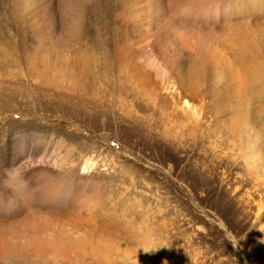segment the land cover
Masks as SVG:
<instances>
[{
  "label": "rangeland",
  "instance_id": "obj_1",
  "mask_svg": "<svg viewBox=\"0 0 264 264\" xmlns=\"http://www.w3.org/2000/svg\"><path fill=\"white\" fill-rule=\"evenodd\" d=\"M151 1L139 0L145 6L139 9L125 5L124 17L114 5L117 15L109 20L117 25L125 20L129 38L125 35L120 44L107 35L100 41L102 46L93 40V31L86 39H51L44 25L31 24L18 0H0V29L7 34L0 37V149L40 153L42 161L36 165L58 156L57 168L62 164L68 170L87 158L94 173L97 168L101 171L83 182L84 189L73 182L74 193L60 194L47 212L33 210L31 264H264V231L260 230L264 227V80L238 92L210 78V70L205 74L207 84L197 85L196 93L183 90L175 74L155 64L156 54L164 61L176 59L172 62L186 72L197 51L185 43V35L202 28L198 24L203 21L190 29L196 10L187 8L191 17L179 16L180 5L169 13L159 11L163 15L157 26L159 36L134 31V17L150 20ZM240 2V12L230 14L231 18L238 15L233 18L238 25L250 23L241 13L249 3ZM154 6L158 8V0ZM35 26L40 29L36 36L31 35ZM84 27L92 30L93 22H85ZM263 35L257 34L261 47ZM217 37L215 41L223 45L214 46L211 60L227 50L226 36ZM113 47L125 52L114 50L117 57ZM233 54L239 52L227 53L224 63L222 58L214 61L223 68L225 79L226 61ZM50 63L60 70L63 66L69 77L50 70ZM70 63L79 65L81 72ZM222 86L227 99L222 97ZM239 117L245 122L234 121ZM39 138L58 145L61 159L51 145L38 149ZM22 156L15 159L20 170L17 186L38 176ZM6 163L7 157L0 153V168ZM66 180L58 182L63 186ZM39 181L48 187L57 179L47 174ZM48 196L55 199L53 193ZM77 231L86 237L88 247H72L69 240ZM55 239L62 242L60 250L37 247L38 241ZM15 240L20 253L23 239L18 234ZM144 247L158 250L146 253Z\"/></svg>",
  "mask_w": 264,
  "mask_h": 264
},
{
  "label": "bare ground",
  "instance_id": "obj_2",
  "mask_svg": "<svg viewBox=\"0 0 264 264\" xmlns=\"http://www.w3.org/2000/svg\"><path fill=\"white\" fill-rule=\"evenodd\" d=\"M18 1L22 5V9L24 11H28L27 14H28V18L29 19L31 18V22H32L31 24L35 23V24H37V25L39 24L41 26L44 25L45 26V27H43L45 29L44 33L49 38L56 39V40H62V41L64 39L71 38V37H73V38L76 37V39L77 38L86 39V38L90 37L91 31H93L92 32L93 33V40L97 41L98 44L101 43L104 40L105 36H107V35H109L110 37H114L116 40H118V43L120 42V44H121L125 41V37L129 33L128 32L126 34V31L128 29L125 31V29L127 28V25H128L125 20H120L119 25H117V22L115 23L114 19H113L114 22L109 20V18H111L116 12L114 5H116L117 8L119 7V11H120L119 14L122 15L123 17L126 13V12L123 13L124 12L123 10H125L126 8L132 9V6H133V9H136V8L139 9V8L145 7L139 3V0H120L119 2H116L117 4H114V5L111 2L112 0H18ZM158 1H159L158 8H155L154 0H152L151 3L148 4L150 17H151L148 22L144 21L143 19H141L139 17L133 18L132 21L135 24L134 28H133L134 31H136V32L137 31L138 32L144 31L143 33H146L148 30L149 32L152 31V34H154V35L157 34L159 36V34H161L160 33L161 28L158 29L159 27L157 28V26H158V23L160 21L159 16H163V15H160V13H159V11L161 12L162 10L167 11V13H169L168 11L181 8L179 16L190 15V14H188L187 8L192 9V10H196V12L193 15V16H195V18L194 19L192 18V21L189 22L190 26H191L190 29H192V27H195L198 24L197 22H200V20L203 21V22H200V24H198L199 26L201 25L202 28L196 27L197 28L196 31H194V29L191 30L192 31L191 36L185 35L187 41L185 40V37H183L185 40V43L188 46L190 45L192 47L191 48L192 50L195 49L197 51L194 55L195 58L193 59V62L188 66L186 72H183V70L181 69V67L177 63L172 62L174 59L173 60L170 59L171 61H164L162 59V57H160L156 54L157 58H156L155 64L159 68L162 67L163 69L164 68L168 69L171 73L175 74L178 77V83L184 87L183 90H185V91L191 90V92L192 91L195 92L194 89H196L197 85H201L203 83H206L205 81H206V78L208 75H205V74L207 71H210V70H211L210 76H212L210 78H213V80H215L216 82H218L219 80H222L223 83L226 85V87L232 86L233 90L234 91L237 90L238 92L239 91L244 92L245 88L249 84H254L256 82H260V81L264 80V47H261L259 40H258V37H257V34H259V35L264 34V3H261L260 0H158ZM240 1L248 2L249 3L248 5L251 7V8L247 7L246 12H243V11L241 12V13L245 14V16L248 18L247 21L249 20L250 23H243L242 22L241 25H238L239 24L238 20L233 21V18H238L239 16L234 15L231 18L232 15H230V14H234V13L238 14V12H240L237 9V4ZM185 2H187L186 5H185ZM257 2H259V3H257ZM85 3L87 4L86 6H85ZM240 3H239V5H240ZM14 5H15V9H17V6H16L17 3ZM125 5H126V8H124ZM180 5L182 7H180ZM221 7H223V8H221ZM13 11L15 14V10H13ZM177 12H179V10ZM116 15H117V13L114 16L116 17ZM190 17H191V15H190ZM172 18H174V17H172ZM184 19L186 20V17ZM182 21H183V19H182ZM85 22L86 23L93 22V29L88 30V28L84 27ZM253 23H255L257 25H255ZM167 24L169 26L170 23H167ZM182 24H183V22H182ZM112 27H114V29H112L113 34L111 35L109 30H111ZM154 28H156V30ZM32 29L33 30L31 31V35H34V34H35L34 36L38 35L37 31L40 30L39 26H35V28H32ZM165 29H163V31ZM188 31L190 32V30H188ZM186 33H187V31H186ZM178 34H181V32H178ZM138 35L140 36L139 33H138ZM3 36L6 37L7 34H5L0 29V37H3ZM130 36H132V34H130ZM217 36H226L227 39H226V43H225V46H226L225 49H227V50L223 51V49H222V51L218 54V56H219L218 59L213 58V60H211V57L214 55V51H213L215 49L214 46L215 45L217 46L218 43H222V45H223V42H221V40L218 43L215 41V37H217ZM167 37H168V35H167ZM263 37H264V35H263ZM127 38H129V35L127 36ZM138 38H140V37H138ZM143 38H144V34H143ZM161 38H163V37H161ZM161 38L158 40L160 41ZM177 38H178V36H177ZM181 38L182 37H180V39ZM180 39H179V41H180ZM39 40H38V42H39ZM49 40H47V41H49ZM155 40H156V38H155ZM155 40H154V42L156 43V41H158V40H156V41ZM171 40H173V38ZM150 41H152V39H150ZM167 41H169L168 38H167ZM51 42H54V41L52 40ZM51 42H50V44H51ZM82 42H84V41H82ZM172 42L176 43L174 40ZM54 43H55V45H57L56 41ZM54 43H52L53 45H51V46H55ZM59 43H61V42H59ZM79 43H81V42H79ZM113 43H115V42H113ZM140 43L141 42H139L138 45H140ZM166 43H168V42H166ZM177 43H178V40H177ZM93 44H95V43H93ZM145 44L146 43H144V45L142 44L141 48L145 47ZM169 44L166 47H168ZM180 44H181V42H180ZM65 45H67V44H64V46ZM147 45L149 46L150 44H147ZM151 45H152V43H151ZM102 46H103V44H102ZM119 46H120V48H121V46L125 47L123 45H119ZM105 47L106 46H104V48ZM218 47H219V45H218ZM56 48H58V50H59L60 47H56ZM63 48H65V47H63ZM116 48H118V47H116ZM120 48L114 49V47H113L111 49H113L112 51L114 54H117V53L119 54V52H122V51L125 52L124 51L125 48H122L123 50ZM98 49H100V48H98ZM108 49H106V50H108ZM161 49H162V47H161ZM114 50L117 53L114 52ZM39 51H41V50H39ZM231 51L239 52V54H233L231 56V60L227 58L226 65H225L226 70L224 72V75L227 74V79H225V78H223V68L218 67L219 65H217V63H215L214 61H218L220 58H222L221 63H224L225 58H226V54L230 53ZM71 52H72V50H71ZM164 52H167V50ZM164 52H163V54H164ZM247 52H250V54H251L250 57L247 56ZM39 53H41V52H39ZM127 53H129V52H127ZM118 54L116 55L117 57H118ZM101 55H102V53H101ZM103 56H104V54H103ZM61 61H62V59H61ZM121 62H123V60ZM206 64H207V70H206V66H205ZM234 64H236L237 67ZM49 65H50V67H49L50 70L54 71L57 74L64 75L63 77H65V75H66L65 71L66 70L63 66L61 67V69L64 72L62 70H60V66L58 67L54 63H50ZM65 65H66V63H65ZM71 65L74 66L75 64L74 65L71 64ZM209 65H213V67H214V65H216L217 69L216 68L210 69ZM78 66H76L77 68L76 67H74V68L78 69V71L81 72L80 69L78 68ZM66 68H68V67H66ZM71 70H73V72H75V73L77 72V70L74 71L73 67L71 68ZM159 70H158V72H159ZM42 72L43 71L41 70V73ZM79 72L77 74L78 76H79ZM162 72L164 73L163 70H162ZM75 73H72L71 75L74 74L77 77L76 78V81H77L78 76ZM166 73H167V71H166ZM49 74H50V72H49ZM167 75H168V73H167ZM55 76H57V75H55ZM63 77L62 78L58 77V78L60 80V79H63ZM80 77H82V76H79V78ZM53 79H54V77H53ZM49 80H51V79H49ZM49 80H47V81L49 82ZM73 80L75 81V79H73ZM165 80H167V79H165ZM58 82H60V81H58ZM169 82H171V81H169ZM192 84H194V86ZM195 84H196V86H195ZM43 85H46V84H43ZM65 85L66 84H64L63 86H65ZM48 86H50L49 83H48ZM56 88H59V87H56ZM69 88H70V86H69ZM65 90L67 91L66 88H65ZM213 90L217 91L216 88ZM224 90H225V88L223 87V91ZM199 91L200 90L198 89L197 92L199 93ZM226 91H224L223 96H222L224 98L226 97V96H224ZM195 93H193V95ZM216 93H218V91ZM79 95H80V93H79ZM225 99H227V98H225ZM187 105L188 104H186V106ZM189 105H190V103H189ZM234 121L237 123H244L245 119L239 117V118H236ZM19 144L22 147L21 141H19ZM35 144L37 145V148L41 149V150H45L47 148V146H49V145L58 149L60 152L59 158L61 159V148L58 145H55L54 143H52L50 140H44V139L39 138V141H36ZM0 153L4 154L7 157V162H8V164L6 163V165H4L3 168H0V264H31V255L30 254H31V249L33 247L32 230H34V226H33L34 212H33V210H39L42 212H47L49 210V207L52 204V201L53 200L58 201V199L60 198V196H59L60 194H62V193H74L75 188H74L73 182L75 184L80 183L82 185V187H80V188L84 189V187L86 185L83 182H85V180L91 181L93 179V175L95 177H97L98 173H100L101 171H100V169L97 168V170L94 173L95 167L93 166V163H91L92 160L90 161L87 158L84 159L83 161H81V163H79L78 166H74L72 168V170H68V168H64L62 166V164L61 165L59 164V168H57L58 167V165H57L58 156L52 157V159H50L49 162L47 163L48 165L47 164L36 165L35 163H40V161H42V156L40 153H34L30 150L23 151L22 148H20L18 152H15V151L14 152L13 151L6 152V151H2L0 149ZM12 153H13V155H12ZM19 154H23L22 160H29L30 161V165H26V167L29 169L36 170L35 173L38 174V176L36 178H33V179L29 178V180L26 181L25 184H23L21 186L16 185V181H17L16 174L20 173V170H19V167L15 163V159H17V156ZM35 167H36V169H35ZM47 174L52 175L55 180L57 179V181L55 183L49 182V186L45 187L44 182L39 181V180H41ZM56 174H59V175L57 176ZM63 177L67 178V180H66L67 183L65 185L61 186L62 184L60 185L58 180H59V178H63ZM22 179H23V181H25L23 176H22ZM50 193H53V197L55 199L49 198L48 194H50ZM18 194H20V196H21L20 200L17 198ZM16 202L17 203L19 202V203L17 204ZM20 203H21V206H20ZM16 204H17V206H16ZM25 206L27 209L24 208ZM18 207L21 210V212H20L22 214L21 216L18 215V210H17ZM30 209H32V211H30ZM18 234L23 239V248H22L20 253H18L17 243L15 240L16 236ZM75 234H76V236L69 240V242L72 244V247L75 250H78L82 247H88L89 244L87 243V241L85 239L86 237L80 236L78 234V231ZM90 244H92V242H90ZM37 247L42 248L44 250H51V251L53 249L60 250L59 248H62V242L59 239H55V240H51V241H44L43 243L38 241ZM76 254L79 255V251H77ZM18 258H21L19 262L17 261Z\"/></svg>",
  "mask_w": 264,
  "mask_h": 264
},
{
  "label": "clouds",
  "instance_id": "obj_3",
  "mask_svg": "<svg viewBox=\"0 0 264 264\" xmlns=\"http://www.w3.org/2000/svg\"><path fill=\"white\" fill-rule=\"evenodd\" d=\"M260 230L264 231V227H262ZM143 250H144V252H146V253H150V252L156 251V250H158V249H153V248H151V247H144Z\"/></svg>",
  "mask_w": 264,
  "mask_h": 264
}]
</instances>
